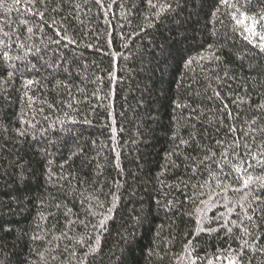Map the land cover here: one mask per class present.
Instances as JSON below:
<instances>
[{
  "label": "trees",
  "instance_id": "16d2710c",
  "mask_svg": "<svg viewBox=\"0 0 264 264\" xmlns=\"http://www.w3.org/2000/svg\"><path fill=\"white\" fill-rule=\"evenodd\" d=\"M230 2L249 19L220 0L0 5V264H228L224 196L242 193L199 161L217 140L264 151V52L243 31L264 0Z\"/></svg>",
  "mask_w": 264,
  "mask_h": 264
},
{
  "label": "snow or ice",
  "instance_id": "6c2138e0",
  "mask_svg": "<svg viewBox=\"0 0 264 264\" xmlns=\"http://www.w3.org/2000/svg\"><path fill=\"white\" fill-rule=\"evenodd\" d=\"M37 2L38 0H13V4L16 6L24 3L26 6L30 4L34 7ZM39 2L45 3V0H39ZM96 2L101 4V0H96ZM148 2L150 5L152 4V0H148ZM4 3L5 0H0V5ZM220 3L222 6L233 9L235 13L240 14L232 15V19L236 21L237 25L241 24L240 16H244L245 20L249 19L245 13L241 12V6L238 3L230 2V0H220ZM152 6L155 7V5ZM9 10H11V6H9ZM27 11L31 13L32 7H27ZM33 14L39 15L40 18L43 19V12ZM157 15H159V13ZM261 22H264V16H260L259 18L252 17L251 26L244 23L243 31L247 33L244 38L248 40L249 43L253 44L254 47H258L261 52H264V23ZM258 23L259 29L257 28ZM27 31L32 33L33 29L29 27ZM0 32H3L4 36L9 39L11 38L10 33L4 32L3 28H0ZM57 35H60V33L57 32ZM17 39H19V37H17ZM62 39H67L69 43H74V41L67 36H63ZM0 43L5 42L0 41ZM5 47H7L6 43ZM18 47L23 48L24 45L20 44ZM16 58L20 59V57ZM3 59H10L7 51L3 53ZM8 76L11 77L12 73H8ZM32 83V80L25 81L26 86ZM225 108H227V105H225ZM230 115L229 113V116ZM252 123H255V120H253ZM229 131L231 133H236L237 129L233 126ZM181 143L186 142L181 140ZM216 145L221 149L219 152V159H217V152L213 149H209L208 151L210 154H206L199 163L209 169L210 175L216 179L215 187L217 189H222L224 192L231 189L234 192L242 193L234 202L226 195L224 196L226 202L223 206L226 208V214H222L220 218L222 220V226L232 235L233 239L238 241L239 246L236 248H231L230 246L229 249L222 250L223 252L233 253L234 255H231V258L217 255L216 259H225L228 261V264H252L255 255H264V151L257 150L254 152L251 144L245 142L241 145L238 138H233L230 144L225 140H217ZM241 147L244 149L243 154L239 151ZM229 149H231V151H229ZM209 161H211V164L216 165L215 171L211 170V164L208 163ZM234 161L236 163H233ZM245 164H247V168H244ZM226 166L234 169L236 172H241L243 170L247 173L248 169L254 167H259L262 171L255 177L251 174H246V176L241 177L242 184L238 181L237 184H240V186H237V184L225 183L220 178L222 176L228 177L231 175L230 172L225 171ZM196 171L197 166H194L193 172ZM205 183H209V181L206 180ZM200 187H203V185H200ZM245 189L247 191H245ZM221 194V192L210 194L209 201H214L215 197L221 196ZM229 204L232 206L229 207ZM236 208H239L240 211L236 212V217L234 219H230L229 217L232 216ZM201 222L202 221H197L198 230H202L199 228ZM234 229L237 231L234 232ZM191 243L192 241H189V244ZM253 248L256 251L252 254V260H250L248 258L249 250ZM192 264H195V260L192 261ZM208 264H211V261H209Z\"/></svg>",
  "mask_w": 264,
  "mask_h": 264
}]
</instances>
